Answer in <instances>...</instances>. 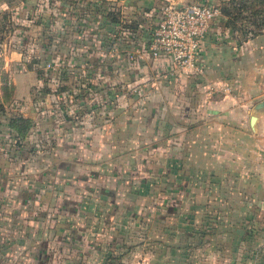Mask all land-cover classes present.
<instances>
[{
    "label": "crops",
    "instance_id": "1",
    "mask_svg": "<svg viewBox=\"0 0 264 264\" xmlns=\"http://www.w3.org/2000/svg\"><path fill=\"white\" fill-rule=\"evenodd\" d=\"M162 3L53 0L34 10L0 0L9 26L0 104L31 119L18 144L0 131V210L19 160L4 152L20 158L30 143L50 178L15 182L29 207L14 210L19 232L9 240L31 245L37 264H264V26L246 34L214 17L198 70H177L147 48ZM14 26L33 31L31 45L49 37L47 48L27 53L11 42ZM61 67L69 90L34 98ZM71 96L97 111L76 127L55 114ZM29 221L31 233L21 228Z\"/></svg>",
    "mask_w": 264,
    "mask_h": 264
},
{
    "label": "rangeland",
    "instance_id": "2",
    "mask_svg": "<svg viewBox=\"0 0 264 264\" xmlns=\"http://www.w3.org/2000/svg\"><path fill=\"white\" fill-rule=\"evenodd\" d=\"M7 1L11 2L12 0H7ZM215 1L219 2L218 7H219V11L221 13V7L225 6V2H224V0H215ZM52 2H53V0H22V5L23 6H30L31 5L30 9H32L34 7V10H35L36 7H38V9L42 10L43 7L46 8ZM47 3H48V5H47ZM249 3L251 4L250 5L251 8H247V4H245L244 0H238L237 4H235V6H233V9L231 12L232 13L235 12L236 14L235 13L233 14L235 19H234V22H232V23L235 25V27L241 25V22L244 23L246 21L251 20L249 18H245V15L249 16L248 12L250 10L256 11L257 9H259L261 7L264 8V0H252ZM30 12L31 11L24 10L23 15L30 14ZM249 17H251V16H249ZM3 22H4V18H3V16H1L0 17V24ZM8 29H9L8 24H6V25L4 24L3 27L0 29V46L3 45V43H5V42H3L5 39L3 37H6ZM13 29L15 32H14V35L12 37L11 42H13V41L17 42V46H18V44H21V47L24 49L28 48L27 53H31L35 46L39 48L37 43L32 44L33 46L31 45V43H33L32 42L33 38H31V36L35 35L33 33V31L26 30L25 28H23L21 26L20 27L14 26ZM27 44H29L28 47H26ZM33 52H35V51H33ZM43 65L46 68V67L50 66V63L47 62ZM51 77H54L53 74L51 75ZM51 83L54 84L55 81L53 80V82H51ZM74 88H76L75 85L74 86L72 85V89H74ZM31 89H33L32 91L34 92V87ZM131 91H133L132 88H131ZM42 94L44 95V94H48V93H45L42 91L39 93L37 92V93H35V96L33 95V97L38 98ZM49 95H52V94H49ZM74 98H75L74 96H71L70 99L66 100L67 108H65L64 111L61 108L59 110H55L56 115L59 112V116L68 117L69 122H71V124H73V125H71L72 127L77 126V125H74L75 123L83 122L81 117H83V116H85L86 118H87V116L91 117L92 115H94L95 112H97L94 109L84 110L80 104H77V102L74 101ZM62 101H64V99H62ZM62 101H61V103H63ZM65 111H67V113H65ZM8 112L10 113L11 110ZM49 112H48L47 117L48 116L54 117V115H55L54 112H51V113H49ZM57 126L59 127V131L62 130L63 127L67 128L68 130L70 129V123L68 124L67 122L63 123L62 121H60L57 123ZM46 133H48V132H46ZM31 134L33 135L34 132H32ZM31 139H33V137H31ZM31 141H33V140H31ZM27 145H28L27 146L28 148L25 146V149L26 148L27 149L24 150L25 152H23V155H22L23 157L21 156L20 158H17L15 156L14 152H11V151L4 152L6 154V158L8 161H14L17 159H19V160H18V164L16 162H12L8 168L7 173H6L7 182H11L14 185L11 188L10 184H9L8 196L11 198L9 201V204L6 205L3 208V210H0V212L5 213V215H6V217L4 219L0 220V247L2 248L1 249L2 254L0 253V264H37L35 262V260L33 259V256H32V246L31 245H29L28 243H26L27 245H24L23 243H20L18 239L9 240V237H10L9 234H11L13 236L19 232V227L15 225L17 220L15 218L14 210L16 208L22 209L23 207L24 208L29 207L27 205H24L25 204L24 201H21V203H19L17 201L18 199L21 198L22 195L19 194V190L14 187L15 182H20V181L22 182V180H23V183L31 184L32 183L31 179H38V180L40 179L41 182H45L46 180H48L50 178V177L46 176V174H49V172H51V170L49 169V165H48L49 161H47V158L44 155H40V151H39L38 155L31 153L32 146L30 143ZM33 145L36 149L39 148L38 146H41L40 143H38V142H33ZM75 145L78 146V143L75 142ZM4 153H3V155L5 156ZM21 159H22V161H21ZM52 180H54L53 177H52ZM86 180L93 182L94 177L93 178L87 177ZM43 205L44 204H41V206H43ZM10 214L11 215L13 214V217H11ZM27 224L28 225H25L21 228H23L25 230L27 229V230H29V233H31V226H30L31 221H29ZM9 225L12 226L10 231L8 230ZM20 231H22V229H20ZM26 238H28V237H26ZM39 256L41 257L40 254H39ZM1 257L6 258V260H4L2 262Z\"/></svg>",
    "mask_w": 264,
    "mask_h": 264
},
{
    "label": "built area",
    "instance_id": "3",
    "mask_svg": "<svg viewBox=\"0 0 264 264\" xmlns=\"http://www.w3.org/2000/svg\"><path fill=\"white\" fill-rule=\"evenodd\" d=\"M218 15L215 0H163L161 16L147 40L150 55L169 57L173 69L198 70L195 62L198 44L211 20ZM134 264L146 263L138 260Z\"/></svg>",
    "mask_w": 264,
    "mask_h": 264
},
{
    "label": "trees",
    "instance_id": "4",
    "mask_svg": "<svg viewBox=\"0 0 264 264\" xmlns=\"http://www.w3.org/2000/svg\"><path fill=\"white\" fill-rule=\"evenodd\" d=\"M202 1V0H201ZM238 0H224L225 2V6L221 7V15L223 16V20L226 24H229L232 27H235V25L232 23L234 22L235 17L233 16V14L235 12H231L233 9V6H235V4H237ZM252 0H244L245 4H247V8H251V4L249 2H251ZM219 5V2H217ZM235 11V10H234ZM249 11V10H248ZM249 16L245 15V18H249L251 20L246 21V22H241V25L237 26L236 28L240 29L242 32L246 33V34H252L258 30H260L263 26H264V8H259L256 11L250 10L249 12ZM236 14V13H235ZM3 16L4 18V22L0 24V29L3 27V25L5 24V13H1L0 17ZM10 16V13H9ZM11 17V16H10ZM43 35V34H42ZM150 35V34H149ZM43 41L39 42V46H44L45 48H47V43L49 44V41L46 42V40H49V37H42ZM149 38V36H148ZM147 38V40H148ZM45 40V42H44ZM32 62H36L39 63L38 59L36 60L35 58H31ZM65 70L64 68H59L57 69V73L56 76L51 77L50 74H44V81L46 82V85L41 87V91L48 93V94H57V93H62V92H67V90H69L67 88L66 85L60 83L61 80L64 79L65 77ZM55 79V80H54ZM53 80L55 81V84L53 85L50 82H53ZM83 79L80 78V80L78 81L79 83H82ZM48 83H50L51 85H49ZM73 84H77L75 85L76 87H80L78 86V83L73 82ZM88 82L84 83L83 87H87L88 86ZM4 88V92L7 90L8 92V88L9 86H7L6 84H4L3 86ZM6 94V93H5ZM64 96V95H63ZM31 125V119L28 116H24L22 114H20L19 112H11L9 113L6 109L2 108L1 104H0V131H2L3 133L9 135V143H12V145L14 143L18 144L20 139H23L25 133L27 132L28 128ZM12 141V142H11ZM12 226H8V230L10 231ZM6 228V227H5Z\"/></svg>",
    "mask_w": 264,
    "mask_h": 264
}]
</instances>
